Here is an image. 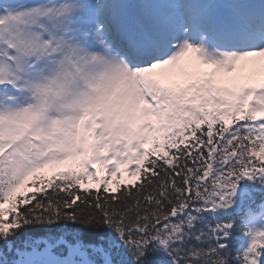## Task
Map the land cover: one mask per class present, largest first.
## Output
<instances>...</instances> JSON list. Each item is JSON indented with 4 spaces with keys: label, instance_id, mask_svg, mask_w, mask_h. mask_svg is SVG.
<instances>
[{
    "label": "snow or ice",
    "instance_id": "1",
    "mask_svg": "<svg viewBox=\"0 0 264 264\" xmlns=\"http://www.w3.org/2000/svg\"><path fill=\"white\" fill-rule=\"evenodd\" d=\"M0 264H264V0H0Z\"/></svg>",
    "mask_w": 264,
    "mask_h": 264
},
{
    "label": "trees",
    "instance_id": "2",
    "mask_svg": "<svg viewBox=\"0 0 264 264\" xmlns=\"http://www.w3.org/2000/svg\"><path fill=\"white\" fill-rule=\"evenodd\" d=\"M28 231H30V230H28ZM26 234H27V232L22 233V234H21V238H23V236L26 235Z\"/></svg>",
    "mask_w": 264,
    "mask_h": 264
}]
</instances>
